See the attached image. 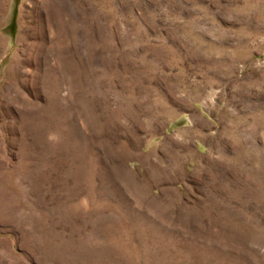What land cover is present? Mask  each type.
I'll return each instance as SVG.
<instances>
[{"label": "rangeland", "instance_id": "obj_1", "mask_svg": "<svg viewBox=\"0 0 264 264\" xmlns=\"http://www.w3.org/2000/svg\"><path fill=\"white\" fill-rule=\"evenodd\" d=\"M0 264H264V0H0Z\"/></svg>", "mask_w": 264, "mask_h": 264}]
</instances>
